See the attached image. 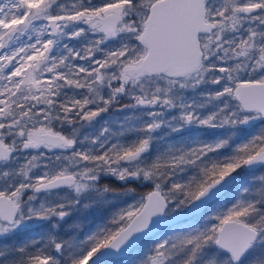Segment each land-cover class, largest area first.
Returning a JSON list of instances; mask_svg holds the SVG:
<instances>
[{
	"label": "snow or ice",
	"instance_id": "obj_1",
	"mask_svg": "<svg viewBox=\"0 0 264 264\" xmlns=\"http://www.w3.org/2000/svg\"><path fill=\"white\" fill-rule=\"evenodd\" d=\"M243 20L258 23L246 29V37L226 39L227 32L239 31ZM70 24L87 26V29L73 31L71 37L92 33L98 38L90 40L82 54L81 50L68 48V56H51L56 38L63 35ZM259 25H264V0H224L215 9L209 0H105L101 6H92V0L87 4L78 0L70 7L59 0H0V185H3L0 234L26 218L67 215L63 210L66 204L60 203L52 207L44 204L36 209L29 207L26 217L22 205L35 200L36 193L41 191L68 187L80 193L97 180L101 171L121 180L140 176L151 180L154 189L146 195L145 201L138 207L123 210L118 221H114H127L125 227L108 232L103 240L90 238L94 245L73 261V264H87L101 249L118 248L132 234L147 228L151 217L163 212L177 196L182 197L180 204L190 205L242 166L264 162V134L239 146L237 154L224 162H212L209 169L198 162L222 148L226 141L177 150L178 154L158 158L150 166L141 167L137 161L148 150L150 135L127 146L113 144L100 154L77 150L66 155L64 153L76 143L74 135L53 131L57 125L92 120L106 111V106L118 94L132 95L134 90L140 93L132 96L135 105L178 106L182 109L180 120L184 123L223 127L264 118V31H257ZM26 33H31L29 40L34 36L35 42L17 46L19 38ZM122 34L131 43L107 51L101 59H92V66L66 63L69 56L81 60L93 58L101 45ZM229 60L238 62L233 66H218L217 61ZM238 72H247L248 78L241 79L236 75ZM222 81L228 83L222 84ZM205 82L222 87L211 93L210 99L231 97L238 102L236 110L228 111L229 104L225 100L223 107L201 118L192 104L175 103L174 90L194 89ZM149 83L154 87L150 89ZM101 86L111 90L108 99L97 91ZM65 87L86 89L87 93L80 98L66 96L61 101L58 98ZM101 101L105 107L99 106ZM92 104L97 105L96 110L89 108ZM149 115L156 117L161 113ZM159 126L160 122L154 119L141 131L150 134ZM24 150L33 152L25 157L27 163L10 167L16 160L15 154ZM45 150L47 153L61 150V154L48 157V162H44ZM62 159L68 161V165L56 167ZM79 165H83L79 170H69ZM187 165L199 166L200 178L171 183L168 191H163L162 186ZM38 167L42 169L41 174L30 175ZM29 190L31 195H27ZM25 195L27 200L23 199ZM74 203L76 201L68 202ZM257 211L254 203L239 201L217 216L218 223L211 228L183 238L184 247L192 246L184 264H193L196 253L209 242L227 250L233 264H239L259 231L264 230V214L255 222L246 219ZM52 243L57 251L63 247L55 240ZM176 246H169L167 241L157 245L148 264H165ZM27 264H59V261L38 250L28 257Z\"/></svg>",
	"mask_w": 264,
	"mask_h": 264
},
{
	"label": "rangeland",
	"instance_id": "obj_2",
	"mask_svg": "<svg viewBox=\"0 0 264 264\" xmlns=\"http://www.w3.org/2000/svg\"><path fill=\"white\" fill-rule=\"evenodd\" d=\"M59 2L70 7L72 3L78 2V0H59ZM104 2L105 0H92V6H101ZM223 2L224 0H209L214 9L221 6ZM84 3L87 4L88 0H84ZM257 23L243 20L239 31L227 32L225 38L246 37V29L256 27ZM79 28L87 29V26L70 24L66 27L64 34L56 38L51 56L56 58L68 56V48L73 51L81 50L82 54L83 48L89 46V41L98 38L96 34L92 33H86L81 37H71V33ZM257 31H264V25H259ZM29 35L31 33L21 36L17 46L22 43H34L35 37L33 36V39L29 40ZM126 42L131 43L122 34L120 37L109 39L101 45L100 50L94 54L93 58L81 60L79 57L69 56L66 63L84 67L92 66V59H101L107 51L118 49ZM237 62L236 60H229L226 63L217 61L218 66L224 67L233 66ZM236 75L241 79L248 78L247 72H238ZM224 83L228 82L222 81V84ZM152 87L154 85L149 83V88ZM217 90H222V87L205 82L194 89H176L173 91V95L176 97L175 103L177 105L192 104L201 118H205L217 111L219 107H223L225 100L229 104L227 110L235 111L238 102L231 97H225L221 100L210 99V94ZM97 91L104 99H108L111 94V90L106 86L99 87ZM86 93V89L65 87L61 90V96L58 99L62 101L66 96L73 95L80 98L81 94ZM137 94H140L138 90H134L132 95L118 94L115 100L106 106V111L100 112L92 120H81L78 124L54 127L53 131H61L63 135H74L76 140L73 149L64 154L67 155L71 151L77 150L100 154L113 144L127 146L150 135L149 148L141 154L139 161H137L139 166L145 167L150 166L158 158L162 159L178 154L177 150H188L203 144L215 145L221 141H226L222 148L208 153L198 162V165L207 166L211 169L212 162H224L227 158L237 154L236 149L239 146L248 143L257 135L264 134V118L248 119L243 124L238 123L235 126L225 125L223 127H209L198 122L184 123L180 120L182 115L180 107L161 108L158 105H135L132 96ZM125 105L135 106L125 107ZM201 105L203 106L201 107ZM99 106L105 107L102 101ZM89 108L96 110L97 105H89ZM152 112H160L161 115L150 116L149 113ZM154 119L160 122L158 128L150 134L141 131L146 124L152 123ZM45 152L44 162H48V157L61 154V150H54L51 153H47L45 150ZM32 154V150L16 153V160L11 163L10 167L16 168L20 164L27 163L25 157ZM66 165H68V161L62 159L55 166ZM82 166L69 167V170L77 171ZM41 172L42 169L38 167L33 169L30 175H39ZM232 174H236L238 180L220 198L212 202L204 212L141 240L132 246L125 256L109 259L99 264H148V258L154 255L156 246L165 241L168 242L169 246L177 245L176 248L171 249V254L165 264H184L191 255L192 246L184 247L181 244L183 238L195 236L199 232L211 228L218 223L217 216L225 213L239 201L255 204L257 213L246 218L249 222H255L261 214H264V164L252 168L242 166ZM201 175L199 166H183L182 170H178L162 186L163 191L167 192L171 183L187 182L190 178H200ZM153 189L154 183L151 180H145L142 176L127 177L121 180L116 175L101 171L98 173L97 180L80 193L68 188L36 194L35 200L22 205L26 217L29 207L36 209L41 204H44L45 207H52L60 203L66 204L63 210L67 212V215L63 218L55 215L49 216L47 219L26 218L18 226L0 234V264H27L28 257L37 253L38 250L53 256L59 261V264H73V261L85 255L94 245V240L90 238L99 237L103 240V235H107L108 232H115L119 228L125 227L127 221L114 222L118 221V215L125 209L138 207ZM0 190H3V185H0ZM31 194L29 190L27 195ZM27 195L23 197L24 200H27ZM252 196L256 200L253 201ZM180 199L182 197L177 196L173 202L168 204L166 207L168 216L188 208L189 205L179 203ZM69 201H76V203L68 204ZM53 240L62 243L63 247L60 251L55 249ZM20 249L24 251L21 252ZM242 258L239 264H264V230L259 231L256 241ZM193 264H233V261L230 254L214 242H209L196 253Z\"/></svg>",
	"mask_w": 264,
	"mask_h": 264
},
{
	"label": "water",
	"instance_id": "obj_3",
	"mask_svg": "<svg viewBox=\"0 0 264 264\" xmlns=\"http://www.w3.org/2000/svg\"><path fill=\"white\" fill-rule=\"evenodd\" d=\"M261 164H264V162H257V163H254L253 165H248L247 167L252 168V167L259 166ZM237 180H238V176L236 174H231L229 177L225 178V180L221 184L214 187L205 197H203L199 201H196L190 204L188 208L182 212L175 213V214L168 216L166 213V208H165L163 212L157 213L151 217L150 223L147 228L142 229L141 231L132 234L118 248H113L109 246L107 248L101 249L92 258V260L87 262V264H99L109 259L125 256L129 252V250L132 248V246H134L136 243L140 242L141 240L153 235L154 233L162 229L172 227L181 221L189 220L201 214L209 207V205L212 202H214L215 200L220 198L225 192H227ZM62 189H68V187H60V188L53 189L47 192H55V191H59ZM47 192L41 191L36 194H42V193H47ZM249 248L247 249V251L249 250ZM222 250L228 253L227 250L225 249H222ZM246 252L242 255V257L246 254Z\"/></svg>",
	"mask_w": 264,
	"mask_h": 264
},
{
	"label": "trees",
	"instance_id": "obj_4",
	"mask_svg": "<svg viewBox=\"0 0 264 264\" xmlns=\"http://www.w3.org/2000/svg\"><path fill=\"white\" fill-rule=\"evenodd\" d=\"M225 195H226V194H225ZM225 195H224V196H225ZM224 196H223V197H224ZM251 198L253 199V201L256 200L253 196H252Z\"/></svg>",
	"mask_w": 264,
	"mask_h": 264
},
{
	"label": "flooded vegetation",
	"instance_id": "obj_5",
	"mask_svg": "<svg viewBox=\"0 0 264 264\" xmlns=\"http://www.w3.org/2000/svg\"><path fill=\"white\" fill-rule=\"evenodd\" d=\"M209 207H210V206H209ZM252 244H253V243H252ZM248 251H249V250H248ZM245 255H246V254H245ZM245 255H244V256H245ZM244 256H243V257H244ZM242 259H243V258H242Z\"/></svg>",
	"mask_w": 264,
	"mask_h": 264
}]
</instances>
